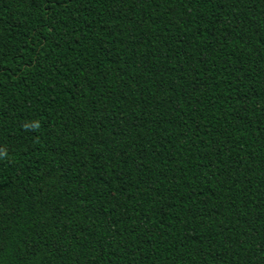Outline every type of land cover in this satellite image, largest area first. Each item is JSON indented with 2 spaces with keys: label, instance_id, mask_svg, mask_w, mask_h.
I'll return each mask as SVG.
<instances>
[{
  "label": "trees",
  "instance_id": "obj_1",
  "mask_svg": "<svg viewBox=\"0 0 264 264\" xmlns=\"http://www.w3.org/2000/svg\"><path fill=\"white\" fill-rule=\"evenodd\" d=\"M0 264H264V0H0Z\"/></svg>",
  "mask_w": 264,
  "mask_h": 264
}]
</instances>
